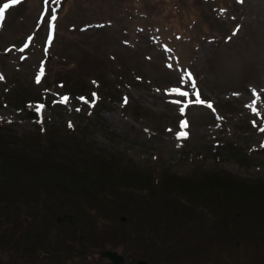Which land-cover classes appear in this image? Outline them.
Returning a JSON list of instances; mask_svg holds the SVG:
<instances>
[{
    "label": "rangeland",
    "instance_id": "374dc122",
    "mask_svg": "<svg viewBox=\"0 0 264 264\" xmlns=\"http://www.w3.org/2000/svg\"><path fill=\"white\" fill-rule=\"evenodd\" d=\"M5 3L0 121L11 134L68 127L148 170L264 179V0ZM24 92V105L13 100Z\"/></svg>",
    "mask_w": 264,
    "mask_h": 264
},
{
    "label": "trees",
    "instance_id": "16d2710c",
    "mask_svg": "<svg viewBox=\"0 0 264 264\" xmlns=\"http://www.w3.org/2000/svg\"><path fill=\"white\" fill-rule=\"evenodd\" d=\"M5 128L0 264H106L89 256L106 247L130 264H264V179L153 171L93 152L68 127L22 138Z\"/></svg>",
    "mask_w": 264,
    "mask_h": 264
},
{
    "label": "water",
    "instance_id": "95a60500",
    "mask_svg": "<svg viewBox=\"0 0 264 264\" xmlns=\"http://www.w3.org/2000/svg\"><path fill=\"white\" fill-rule=\"evenodd\" d=\"M99 255L101 257H106L108 259L107 264H126L124 257L122 254H120L117 250L115 249H101L99 251ZM134 264H151L148 263L146 260H137Z\"/></svg>",
    "mask_w": 264,
    "mask_h": 264
},
{
    "label": "snow or ice",
    "instance_id": "6c2138e0",
    "mask_svg": "<svg viewBox=\"0 0 264 264\" xmlns=\"http://www.w3.org/2000/svg\"><path fill=\"white\" fill-rule=\"evenodd\" d=\"M20 2H21V0H11V5H16V4H19ZM9 7H10V4L5 3V4L3 5V7L0 8V20H3V19H4V15H5L4 10H5V9H8ZM55 19H56V17L53 16V17H52V20H55ZM193 87H195V84H194V83H193ZM180 95H182V96H187L188 94H187L186 92H181ZM65 99H66V98H65ZM195 102H196L197 104L203 103V101H201V100L199 99V94H198V93H197V99H196ZM207 106H208L209 108L212 107L211 104H208ZM181 111H183V108L181 109ZM69 126L71 127V125H69Z\"/></svg>",
    "mask_w": 264,
    "mask_h": 264
}]
</instances>
